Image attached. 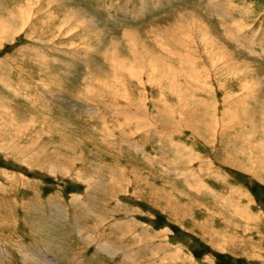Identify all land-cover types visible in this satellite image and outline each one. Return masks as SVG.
<instances>
[{
    "label": "rangeland",
    "instance_id": "rangeland-1",
    "mask_svg": "<svg viewBox=\"0 0 264 264\" xmlns=\"http://www.w3.org/2000/svg\"><path fill=\"white\" fill-rule=\"evenodd\" d=\"M82 12L93 29L73 19ZM133 45L187 61L185 84L202 98L191 118L148 120L158 109L173 110L176 100L148 75L124 81L110 58L118 51L140 65ZM219 46L229 53L211 59ZM96 70L110 72L120 95L99 84ZM0 116L23 123L15 125L22 130L18 143L135 169L144 179L190 192L202 205L193 204L194 220L206 221L211 210L209 225L244 244L236 251L212 245L192 219L176 222L149 202L143 186L138 197L133 185L119 187L109 176L90 193L76 175L39 169L42 157L26 165L20 151L5 153L12 146L6 134L0 135L6 142L0 147V264H264V0H0ZM225 156L236 159L224 163ZM148 228L165 236V260L158 253L148 258V246L161 242L146 236ZM177 250L172 261L168 254Z\"/></svg>",
    "mask_w": 264,
    "mask_h": 264
},
{
    "label": "bare ground",
    "instance_id": "bare-ground-1",
    "mask_svg": "<svg viewBox=\"0 0 264 264\" xmlns=\"http://www.w3.org/2000/svg\"><path fill=\"white\" fill-rule=\"evenodd\" d=\"M48 2V4H52L55 0H46ZM24 10V8L22 9ZM78 20L77 22L80 24H86L89 25L91 28L93 26H95V22L92 19L86 18L85 17V13L82 12L80 15L77 14V17L73 18ZM8 21V20H5ZM14 24V23H13ZM55 24V23H54ZM13 26V25H12ZM10 27V25H6L3 26V28L6 31V34L9 35L12 34V29L13 27ZM60 26H63V23L60 24ZM193 27V26H192ZM195 25L193 27V29L195 28L196 31L200 32V30L198 29V27ZM94 28V27H93ZM92 28V29H93ZM14 30V29H13ZM15 32V31H14ZM174 32V31H173ZM3 33V32H2ZM181 34V33H180ZM6 36V35H5ZM187 36V35H186ZM132 41V38L130 39ZM136 40V39H135ZM134 41V40H133ZM135 43V41H134ZM217 43L220 45H225L221 40L217 39ZM160 45V44H158ZM134 47V45H133ZM215 49L214 52H212V54L210 55V58L212 59L213 57H215L218 54H228V50L227 49H223L221 46L219 47H213ZM38 50V49H37ZM147 49L145 48L143 51H140L138 49H136L134 47V55H136V57H139L140 59H137L140 61V65H138L137 61H135V65L134 64H130L127 61H124V59H120L119 57V53L117 51V55L113 54L112 58H110L112 64L115 67H118V70L121 71L122 73H124V81H128V76H130L131 78H134L135 74H140V75H148L153 83H157L161 85V88L164 87L166 89L167 92H170V94L172 95L173 98H175L176 100V104H174V108L173 110H168V111H163V109H158L157 110V114L155 116H149L148 115V120L151 122H156V123H160V124H167L168 122L173 123V119L171 118L172 115H181L184 114L186 116H189L190 118L192 117V113L193 111L191 110V107L194 104H199L202 100V98L200 100L199 99L196 92H194L193 90L189 89V87L186 86L185 84V80L182 74L186 73L187 70L190 69V67L188 66V63L185 59L183 58H178V61L180 63L172 61V58L169 59L168 56H165V54H163L162 52H158L154 55H150L149 53L145 52ZM220 51V52H218ZM144 53V54H143ZM174 60V59H173ZM132 63V62H131ZM178 63V64H177ZM90 64V62H89ZM184 72V73H183ZM44 73V72H43ZM99 74L101 76V82L99 83L102 86H105V90L110 87H112V90L115 92V94L120 95L121 89H117L114 85H112L111 79L108 78V76H110V72H107V70H96L95 71V75ZM111 77V76H110ZM142 77V76H141ZM117 78V77H116ZM61 85V84H60ZM89 85V84H88ZM91 85V84H90ZM89 85V86H90ZM7 86V85H6ZM88 86V87H89ZM92 86V85H91ZM90 86V87H91ZM93 87V86H92ZM129 88V87H128ZM145 88V87H144ZM15 89V88H14ZM133 90L134 88L131 87V94H133ZM146 90V89H145ZM126 91V90H123ZM110 92V91H109ZM114 94V93H113ZM147 95V94H146ZM145 95V96H146ZM96 96V93H95ZM133 97V96H132ZM141 97H143L141 95ZM144 98V97H143ZM148 98V97H147ZM100 98L98 97V100ZM135 104H138L142 107L143 101L140 100H136V97H134ZM157 99V98H156ZM155 99V100H156ZM205 99V97L203 98ZM95 100V99H94ZM102 100V99H100ZM108 100V99H107ZM129 100V98H128ZM131 100V99H130ZM153 100V101H155ZM159 100V99H158ZM156 100V101H158ZM207 100V99H206ZM205 100V101H206ZM210 101V99H209ZM208 101V102H209ZM99 102V101H98ZM105 102V101H104ZM113 102V101H112ZM207 102V101H206ZM117 103V102H116ZM131 103V101H130ZM132 103V105L134 104ZM203 103V102H202ZM201 103V105H202ZM105 104V103H104ZM162 104V103H161ZM3 105L2 107L4 108L5 112L9 111L10 109L12 110V108L10 106H8V104H1ZM101 105V104H100ZM168 105V104H167ZM114 106V105H113ZM129 106V105H128ZM157 106V105H156ZM164 106V105H163ZM166 106V105H165ZM203 106V105H202ZM102 107V105H101ZM111 107V106H110ZM118 107V106H117ZM127 108V106H125ZM158 107V106H157ZM201 107V106H200ZM211 107V106H210ZM131 108V107H130ZM138 108V107H137ZM140 108V107H139ZM146 108L147 107H143ZM159 108V107H158ZM203 108V107H201ZM207 109V107H205ZM121 109V108H120ZM129 109V108H128ZM99 110H101L99 108ZM134 110V109H133ZM138 110V109H137ZM92 111V110H91ZM103 111V110H102ZM131 111V110H130ZM136 111V110H135ZM139 111V110H138ZM143 111V110H142ZM177 111V112H174ZM147 113V112H146ZM105 115V114H104ZM120 115H126L125 111L121 112ZM147 115V114H146ZM108 116V115H106ZM143 117V116H142ZM118 118V116H117ZM103 119V118H102ZM107 119V118H105ZM193 119V118H192ZM234 119V117H233ZM94 120V118H93ZM117 120V119H116ZM196 121H198L195 118ZM22 121V120H21ZM32 124L33 126L31 127H35V122L34 119H32ZM107 121V120H104ZM114 121V120H113ZM148 121V122H149ZM25 122V121H23ZM95 123V122H94ZM100 123L101 122L100 120ZM32 124H24V126H29ZM106 124V123H105ZM15 125H23V123H19L16 121H8L7 119H5V117L0 116V130H2L3 128L5 129L4 132L1 131L0 135L3 137L8 138V136H5L6 134H10L11 138L10 140H12V143H10L12 146L11 148H7L5 153L8 155H12L14 152L20 151L21 155H18V159L21 160L22 162H24L25 164H34V162L38 161V157H42V159L40 160L39 166L38 168L41 170H46L48 172L51 173H56L57 172H61L64 175H73V176H77L78 179L80 181H82V183L84 182V184H86L88 186V191L90 193L95 192L92 191L93 189H91L92 187H94V189L99 190V188L103 187L104 185H106V183L109 181L108 178L109 176H111L114 180H116L119 184V187H123L122 185L125 183L126 185L130 184L131 186H134V193L135 195H137L138 197H140L141 195V188L140 186H143L145 188V193H146V197L149 200V202L153 203V205H156L158 207H160V210L166 212L169 217L171 219H173L176 222H181L182 219H184L185 217H189L190 219H192V224L193 226L196 228H200L203 230L204 233V237H206V239L208 240V242H210L212 245L222 249V250H227L229 249L231 251V249H233L234 251H236V249H234V247L236 246V244H239L240 247H242V245H244L238 238L235 237V235L228 236L229 233L226 234L225 230H223V228L221 229H216L215 227L212 228L211 225H209V220L208 218L210 217V213H213V216L215 215L213 211L209 210V216L207 215L206 221H197L194 220L191 216H193L191 213L192 212V208L194 207L193 204L197 205V203L199 205H201L200 200H198V198L194 197L192 194H190V192H186L183 193L176 190V188L172 185V186H168L165 182L160 184H156L154 182H152L151 180H149V178L144 179L140 176H138V173L136 172L135 169H133L132 171L125 168H118V165H110V164H100V163H96L95 160L93 159H83L84 156H79V157H71L68 155H64L63 157H61V154H58L57 151L52 150L51 148L47 147V149L49 148L50 151L49 153L46 150H43V147H39L36 146L35 141H29L28 144H24V143H18L17 140H19V136L22 135V130L18 127L16 128ZM102 125V124H101ZM143 125V124H142ZM152 126V125H151ZM189 126V125H188ZM202 125H199V127H201ZM117 127V126H116ZM154 127V126H153ZM106 128V127H105ZM49 129V128H48ZM104 129V128H103ZM118 129V128H117ZM152 130V127L150 128ZM19 130V131H18ZM27 130V127H26ZM56 130V129H55ZM105 130V129H104ZM114 130V129H113ZM155 130V128H154ZM193 130H196V127H193ZM198 130V129H197ZM196 130V131H197ZM71 133V132H70ZM115 133V132H114ZM40 134V133H39ZM60 137L63 136L62 133H60ZM161 134V133H160ZM24 136V135H23ZM40 136V135H39ZM49 136V135H48ZM17 137V138H14ZM126 137V136H125ZM66 138V137H65ZM116 138V137H115ZM61 139V138H60ZM111 139V138H110ZM5 140V139H4ZM9 140V139H8ZM127 140V137H126ZM3 141V140H2ZM2 141H0V147H2L3 149H5V143H3ZM17 141V142H15ZM93 142L95 141L92 140ZM134 141V140H133ZM2 142V143H1ZM9 142V141H8ZM109 142V141H108ZM8 144V143H7ZM94 144H97L96 142H94ZM102 144V143H100ZM257 145V150L258 152H260V148L262 145V141H259V143H256ZM43 145V144H42ZM59 145V144H58ZM99 145V144H98ZM34 146V147H33ZM36 146V148H35ZM32 148H34V150H31V152H29V150ZM178 148V147H177ZM2 149V150H3ZM182 150V149H180ZM185 150V149H183ZM97 153V152H96ZM190 153V152H189ZM242 153V151H241ZM69 154V153H68ZM74 154V153H73ZM260 154V153H258ZM99 155V154H98ZM96 157V156H95ZM16 158V159H17ZM257 159H259V157H256ZM17 159V160H18ZM236 158H232V156H225L224 163H230L232 161H234ZM86 160V161H85ZM242 161V160H241ZM78 164V165H77ZM130 164V163H129ZM27 165V164H26ZM237 165H239V167H244L245 165H240L237 163ZM184 167V166H183ZM186 167V165H185ZM90 168V169H89ZM247 171H249V168L247 167ZM12 172V171H11ZM69 177V176H68ZM116 183V182H115ZM174 183V182H173ZM198 183V181H197ZM196 183V184H197ZM9 185V184H8ZM199 185V184H198ZM86 186V187H87ZM176 186V185H175ZM196 186V185H192ZM128 187V186H127ZM170 187V188H168ZM179 187V186H178ZM191 187V186H190ZM195 188V187H194ZM202 188V187H201ZM125 189V188H124ZM112 190V189H111ZM123 190V188H122ZM182 190V189H181ZM184 190V189H183ZM197 190V189H196ZM186 191V190H185ZM200 191V190H199ZM198 191V192H199ZM111 192V191H110ZM202 193V192H201ZM89 195V194H88ZM11 196V195H10ZM75 197V196H74ZM183 199H188L187 202H183ZM76 202V201H75ZM203 202V201H202ZM202 206V205H201ZM117 209V208H116ZM209 209V208H207ZM117 211V210H116ZM119 211V210H118ZM117 211V212H118ZM216 213V212H215ZM114 214V213H113ZM1 215H3L1 213ZM93 215V213H92ZM167 215V216H168ZM218 215V214H217ZM83 218V217H82ZM226 218V217H225ZM170 219V220H171ZM5 220V219H4ZM212 220V219H210ZM225 220V219H224ZM226 221V220H225ZM134 222V220H133ZM136 222V221H135ZM223 223V222H222ZM227 223V222H226ZM11 225V224H10ZM129 225V224H128ZM127 225V226H128ZM131 225V224H130ZM148 225V224H147ZM150 225V224H149ZM227 225V224H226ZM236 227V224H234ZM123 226V225H121ZM120 226V227H121ZM125 228V227H124ZM145 228V227H144ZM225 228V227H224ZM120 229V228H119ZM128 229V228H127ZM194 229V228H192ZM191 229V230H192ZM121 230V229H120ZM145 230V231H144ZM144 233L146 234V236H148L149 239H151L152 241H155L156 239H161V242L158 243H153L150 246H148L147 251L149 252L150 256L148 258H151L154 254L158 253L160 254V259L159 260H165V255L167 253V242H163L162 240L163 237L160 233H150V229L148 228L147 230L144 229ZM160 230V229H159ZM9 231V230H8ZM91 231V230H90ZM124 231V230H123ZM141 231V230H140ZM120 232V231H119ZM125 232V231H124ZM143 233V234H144ZM164 233V232H163ZM97 234V233H96ZM237 234V233H236ZM152 235V237H151ZM238 236V235H237ZM146 238V239H148ZM240 238V236H239ZM119 239V238H118ZM165 241V240H164ZM21 244V243H20ZM105 245V244H104ZM107 245V244H106ZM19 246V245H18ZM117 246V245H116ZM153 246V247H152ZM103 247V246H102ZM118 247V246H117ZM108 248V247H107ZM122 250L124 249L123 247H121ZM22 249V248H21ZM106 249V248H105ZM110 249V248H108ZM242 249V248H241ZM34 250V249H33ZM152 250H154L152 252ZM108 251V250H107ZM157 251V252H156ZM242 251V250H241ZM45 253V252H44ZM249 254V252H247ZM254 253V252H253ZM258 253V252H257ZM256 253V254H257ZM83 254V253H82ZM143 254V253H142ZM162 254V255H161ZM179 251L177 250L176 252H172L171 255L172 257V261H175V259H177L179 256ZM243 254V253H242ZM167 255V256H168ZM247 255V254H246ZM250 255V254H249ZM126 256H130V255H126ZM145 256V255H144ZM136 257V256H135ZM260 257V256H259ZM153 258V257H152ZM163 258V259H162ZM135 259V258H133ZM40 260V259H39ZM186 264H191V260L189 259H185ZM42 262V261H41ZM158 259H152L151 262L148 263H157ZM169 264H172L169 262ZM179 264V263H178ZM185 264V263H183Z\"/></svg>",
    "mask_w": 264,
    "mask_h": 264
}]
</instances>
